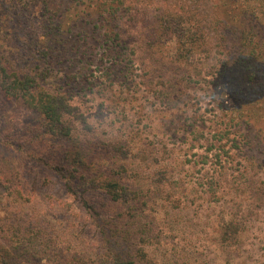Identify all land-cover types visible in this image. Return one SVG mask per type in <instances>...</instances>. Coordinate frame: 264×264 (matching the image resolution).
Wrapping results in <instances>:
<instances>
[{
  "label": "rangeland",
  "instance_id": "rangeland-1",
  "mask_svg": "<svg viewBox=\"0 0 264 264\" xmlns=\"http://www.w3.org/2000/svg\"><path fill=\"white\" fill-rule=\"evenodd\" d=\"M40 1H18L25 12L5 4L19 12L11 21L17 52L9 58L18 72L41 70L34 62V38L45 23ZM57 1L60 50L45 82L63 91L71 81L65 91L84 121L77 125L88 124L92 138L119 155L108 160L109 174L123 175L124 166L136 172L127 182L136 179L149 194L139 221L148 233L134 246L144 253L138 264H264V120L228 124L244 110L221 75L219 34L209 32L206 51L195 50L184 63L174 41L142 54L140 32L162 11V0H138L131 37L120 14L121 44L107 54L100 28L110 0ZM63 148L35 112L0 90V217L20 214L49 240L62 232L52 256L33 264H97L111 241L102 222L126 207L92 193L89 213L69 196L54 168ZM230 223L235 237L222 240L221 226Z\"/></svg>",
  "mask_w": 264,
  "mask_h": 264
},
{
  "label": "trees",
  "instance_id": "trees-1",
  "mask_svg": "<svg viewBox=\"0 0 264 264\" xmlns=\"http://www.w3.org/2000/svg\"><path fill=\"white\" fill-rule=\"evenodd\" d=\"M18 1L21 0H0V90L6 97L22 101L39 116L44 132L62 142L64 148L54 168L69 196L78 199L89 213L95 212L88 199L92 193L104 194L112 202L126 207L124 214L102 222L101 230L111 241L106 239L107 249L98 255L97 264H138L144 253L134 246L137 242L141 244L148 233L139 221L141 207L148 202L149 194L134 184L136 179L127 182L129 175L136 172L131 174L126 167H121L124 173L121 176L109 174L108 160L111 155L119 160V155L112 145L92 138L88 124L83 123L81 128L77 125L84 121L76 118V107L65 91L71 81L60 86L63 91L53 90L45 82L46 71L54 69V58L60 50L57 44L61 41L63 15L57 0L39 2L45 23L40 27L44 33L38 32L34 38V62L41 70L33 74V67L25 73L18 72L9 61L17 52L11 21L19 12L26 11L25 7H19ZM163 1L162 4L156 2L162 6V11L157 12L140 32V53L166 49L168 42L174 41L176 60L184 63L191 59L195 50L206 51L209 32L218 33L224 51L221 75L227 78L226 90L244 110V113L238 112V118H227L228 124L239 127L241 119H252L254 124L263 122L264 0H190L189 4L179 6L163 4ZM136 2L138 0L106 2L107 13L100 29H104L102 46L107 54H111L112 45L121 44V30L117 25L121 22L120 14L128 19L125 32L131 37L129 28L136 21ZM199 2L205 4L203 10L207 13L201 11ZM6 3L13 9L18 8L19 12L7 8ZM14 195L21 193L14 191ZM231 224L221 226L222 240L234 239L235 236L228 232ZM31 225L20 214L0 217V264H33L52 256V248L56 243L59 245L62 232L49 240Z\"/></svg>",
  "mask_w": 264,
  "mask_h": 264
}]
</instances>
